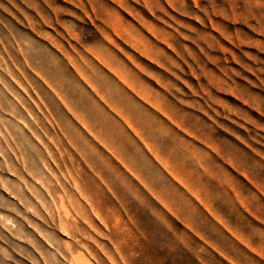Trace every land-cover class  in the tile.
<instances>
[{
  "label": "rangeland",
  "instance_id": "374dc122",
  "mask_svg": "<svg viewBox=\"0 0 264 264\" xmlns=\"http://www.w3.org/2000/svg\"><path fill=\"white\" fill-rule=\"evenodd\" d=\"M0 264H264V0H0Z\"/></svg>",
  "mask_w": 264,
  "mask_h": 264
},
{
  "label": "crops",
  "instance_id": "0c3cea01",
  "mask_svg": "<svg viewBox=\"0 0 264 264\" xmlns=\"http://www.w3.org/2000/svg\"><path fill=\"white\" fill-rule=\"evenodd\" d=\"M123 151H124V150L122 149L121 153H122V155H125L126 158H129V157H130L131 159H134V158L138 159V158H144V157H145V154H142L143 151H140V150H139V151H140V152H139V156L135 154L134 157H132L133 155H132V156H128L127 154H124ZM137 156H138V157H137ZM135 164H136L135 167H137L136 173L143 175L144 172H143L142 170H138L139 165H137V163H135Z\"/></svg>",
  "mask_w": 264,
  "mask_h": 264
}]
</instances>
